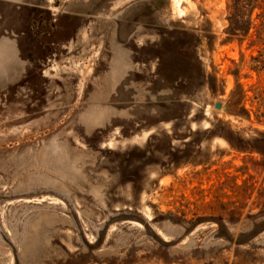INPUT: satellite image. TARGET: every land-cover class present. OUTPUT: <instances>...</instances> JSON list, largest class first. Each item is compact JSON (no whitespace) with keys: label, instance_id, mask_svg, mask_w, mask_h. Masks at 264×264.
Instances as JSON below:
<instances>
[{"label":"rangeland","instance_id":"obj_1","mask_svg":"<svg viewBox=\"0 0 264 264\" xmlns=\"http://www.w3.org/2000/svg\"><path fill=\"white\" fill-rule=\"evenodd\" d=\"M232 1L0 0V264H264V0L243 37Z\"/></svg>","mask_w":264,"mask_h":264},{"label":"trees","instance_id":"obj_2","mask_svg":"<svg viewBox=\"0 0 264 264\" xmlns=\"http://www.w3.org/2000/svg\"><path fill=\"white\" fill-rule=\"evenodd\" d=\"M259 0H233L231 8V16L228 19L229 27L231 29L232 35H237L236 33H241L242 37L246 36L248 30L251 27L249 18L242 19L246 14V10L249 7V10L252 11L255 6H258Z\"/></svg>","mask_w":264,"mask_h":264},{"label":"water","instance_id":"obj_3","mask_svg":"<svg viewBox=\"0 0 264 264\" xmlns=\"http://www.w3.org/2000/svg\"><path fill=\"white\" fill-rule=\"evenodd\" d=\"M214 108H215V109H220V105H219V104H216V105L214 106Z\"/></svg>","mask_w":264,"mask_h":264}]
</instances>
